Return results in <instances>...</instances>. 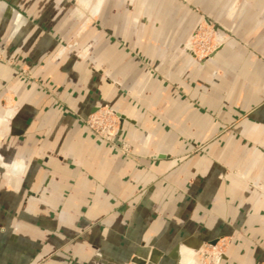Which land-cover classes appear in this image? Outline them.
Instances as JSON below:
<instances>
[{
  "label": "crops",
  "instance_id": "obj_1",
  "mask_svg": "<svg viewBox=\"0 0 264 264\" xmlns=\"http://www.w3.org/2000/svg\"><path fill=\"white\" fill-rule=\"evenodd\" d=\"M193 8L223 41L204 63ZM104 105L130 156L86 127ZM221 241L218 264H264V0H0V264H199Z\"/></svg>",
  "mask_w": 264,
  "mask_h": 264
},
{
  "label": "rangeland",
  "instance_id": "obj_2",
  "mask_svg": "<svg viewBox=\"0 0 264 264\" xmlns=\"http://www.w3.org/2000/svg\"><path fill=\"white\" fill-rule=\"evenodd\" d=\"M74 8L75 10H78L79 13H82L83 9H85V11L88 10L87 7H83V5L81 6L78 2L74 3ZM193 9L200 15V20L189 42V50L191 53V57L195 63H204L206 61L211 60L214 57V55L221 49V46L223 45V41L219 39L220 33H219L218 24L212 19L206 17L200 11V9L198 8H193ZM227 36L228 39L233 38L231 35H227ZM194 53L196 55L195 57H194ZM219 244L223 247V250L225 251L226 242L221 241L219 242ZM209 250H210V245H207L200 254L199 264H211L209 259L210 257L207 254Z\"/></svg>",
  "mask_w": 264,
  "mask_h": 264
},
{
  "label": "built area",
  "instance_id": "obj_3",
  "mask_svg": "<svg viewBox=\"0 0 264 264\" xmlns=\"http://www.w3.org/2000/svg\"><path fill=\"white\" fill-rule=\"evenodd\" d=\"M194 53V57H195ZM87 128L95 134V136L104 142L116 147L122 154L130 156L131 148L124 143H117L120 131V118L117 112L109 105L100 107L96 112L90 114L84 120ZM223 247L218 243L210 245L208 251L211 264H217L219 258L223 255Z\"/></svg>",
  "mask_w": 264,
  "mask_h": 264
},
{
  "label": "water",
  "instance_id": "obj_4",
  "mask_svg": "<svg viewBox=\"0 0 264 264\" xmlns=\"http://www.w3.org/2000/svg\"><path fill=\"white\" fill-rule=\"evenodd\" d=\"M125 119H124V117L122 116L121 117V120H120V124H121V127H122V124H123V121H124ZM120 134V133H119Z\"/></svg>",
  "mask_w": 264,
  "mask_h": 264
},
{
  "label": "bare ground",
  "instance_id": "obj_5",
  "mask_svg": "<svg viewBox=\"0 0 264 264\" xmlns=\"http://www.w3.org/2000/svg\"><path fill=\"white\" fill-rule=\"evenodd\" d=\"M220 259V258H219Z\"/></svg>",
  "mask_w": 264,
  "mask_h": 264
}]
</instances>
